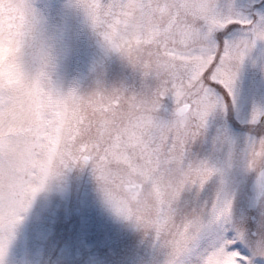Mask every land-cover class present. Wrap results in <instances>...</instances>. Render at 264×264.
I'll return each mask as SVG.
<instances>
[{
  "label": "snow or ice",
  "instance_id": "snow-or-ice-1",
  "mask_svg": "<svg viewBox=\"0 0 264 264\" xmlns=\"http://www.w3.org/2000/svg\"><path fill=\"white\" fill-rule=\"evenodd\" d=\"M86 167L140 240L62 264H264V0H0V264Z\"/></svg>",
  "mask_w": 264,
  "mask_h": 264
},
{
  "label": "rangeland",
  "instance_id": "rangeland-1",
  "mask_svg": "<svg viewBox=\"0 0 264 264\" xmlns=\"http://www.w3.org/2000/svg\"><path fill=\"white\" fill-rule=\"evenodd\" d=\"M72 197H76L77 204L71 203ZM116 220L101 204L91 168L86 167L82 171L73 170L61 185L37 197L18 229L7 262L8 264H62L59 255L54 259L53 257L56 256L55 248L60 230L62 233L67 228L72 233V241L75 243L73 254L86 246L92 253L103 255V238L107 239L109 234L117 229ZM72 221L74 226L71 227ZM75 221L79 222L78 225H75ZM97 235L101 243L97 242ZM139 252L147 264L152 255L151 249L144 246V253Z\"/></svg>",
  "mask_w": 264,
  "mask_h": 264
},
{
  "label": "flooded vegetation",
  "instance_id": "flooded-vegetation-1",
  "mask_svg": "<svg viewBox=\"0 0 264 264\" xmlns=\"http://www.w3.org/2000/svg\"><path fill=\"white\" fill-rule=\"evenodd\" d=\"M78 188V186H77ZM80 200V199H79ZM76 199L74 198L71 203L72 204H77ZM76 212L78 213L77 215L79 216V210L77 209ZM82 215V214H81ZM68 224V222H66ZM74 221L71 222L70 226L73 225ZM78 221H75V225H78ZM116 227L117 229L113 232H111L106 239L105 237L103 238V245L102 250L104 251L106 248H115L117 249L120 253H132L136 250L135 246L139 243L140 240V234L135 232V230L129 225L128 222L122 221V220H116ZM114 224V225H115ZM113 225V226H114ZM72 233L69 232V229L67 228L66 231L63 230L61 233L60 230V235L58 238L57 246L55 248V257L60 256L61 261H63V258L66 254L67 251L73 252V248L75 243L72 241ZM99 236L97 235L96 239ZM102 242L100 238L97 239V242ZM105 243H107L105 245ZM139 251L144 253V246H141ZM52 259V258H51Z\"/></svg>",
  "mask_w": 264,
  "mask_h": 264
}]
</instances>
